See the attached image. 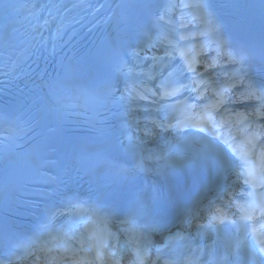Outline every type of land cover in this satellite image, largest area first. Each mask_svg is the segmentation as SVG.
Wrapping results in <instances>:
<instances>
[{"label": "snow or ice", "instance_id": "6c2138e0", "mask_svg": "<svg viewBox=\"0 0 264 264\" xmlns=\"http://www.w3.org/2000/svg\"><path fill=\"white\" fill-rule=\"evenodd\" d=\"M73 7H76V5H73ZM89 7H92L89 5ZM207 7L211 8L210 5H207ZM223 8H233L238 9L241 7L239 4H226L222 5ZM74 71L77 75L82 71L79 65L73 64ZM5 68H8V65L5 64ZM0 76L5 77L7 79L10 76V71H3L0 72ZM45 73H41L38 79L41 81V86L46 88L50 93L54 92L55 89L59 86V80L57 77L51 78V79H45L44 78ZM77 83V82H76ZM108 93L113 97V99H116L115 92L116 89L113 88L111 84L108 85ZM259 99L264 100V94H261ZM264 107V105H262ZM74 115V113H69L66 117L58 118L55 120H50L49 122L45 123L44 118L40 115H36L35 117V125L37 127L43 126L47 129L49 133H56L57 130L62 125L63 121L69 117ZM201 132L204 131L203 128L200 129ZM219 139V138H218ZM249 149L253 147H258L257 144H255V133L252 134V139L248 141V144L246 145ZM232 151L238 152L239 150L237 148H233ZM39 154V146L34 150L32 158L35 159L37 155ZM241 155H244L245 153L241 152ZM200 163V160L197 157H190L182 162L175 163L173 165V172L176 173V179L181 178L182 170L186 167H195ZM245 183H248V180H245ZM253 212L257 211V209H252ZM259 216L253 217L252 215H249L248 212H245V216L243 218H246L248 220H252L253 227L252 232L257 233L258 236H264V206H260L258 208ZM256 244L259 246V251L261 253H264V238H258L256 241ZM80 253H85V247L81 245V247L78 250H72L70 255L62 256L61 259L64 261V264H120V248L118 246H113L112 249H109L107 245L103 244H96L93 243L91 246L87 248L86 254L84 256H81ZM143 253H146V249H137L136 250V258L131 261V264H144V255ZM15 259H21V257L16 256ZM37 259H40V257H37ZM0 264H11L10 259H0ZM151 264H155V261H152Z\"/></svg>", "mask_w": 264, "mask_h": 264}, {"label": "bare ground", "instance_id": "6f19581e", "mask_svg": "<svg viewBox=\"0 0 264 264\" xmlns=\"http://www.w3.org/2000/svg\"><path fill=\"white\" fill-rule=\"evenodd\" d=\"M202 154V151L199 149H191V151L189 152V154L187 156H185L187 159L190 157H196L198 155Z\"/></svg>", "mask_w": 264, "mask_h": 264}]
</instances>
